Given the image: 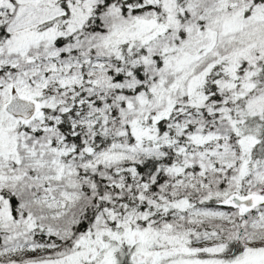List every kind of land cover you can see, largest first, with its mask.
Segmentation results:
<instances>
[{
	"label": "snow or ice",
	"instance_id": "6c2138e0",
	"mask_svg": "<svg viewBox=\"0 0 264 264\" xmlns=\"http://www.w3.org/2000/svg\"><path fill=\"white\" fill-rule=\"evenodd\" d=\"M0 264H264V0H0Z\"/></svg>",
	"mask_w": 264,
	"mask_h": 264
}]
</instances>
